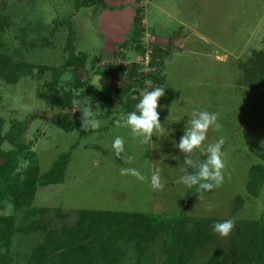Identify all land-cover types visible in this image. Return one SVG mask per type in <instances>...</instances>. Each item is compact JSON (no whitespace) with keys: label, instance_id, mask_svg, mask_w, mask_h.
Here are the masks:
<instances>
[{"label":"rangeland","instance_id":"374dc122","mask_svg":"<svg viewBox=\"0 0 264 264\" xmlns=\"http://www.w3.org/2000/svg\"><path fill=\"white\" fill-rule=\"evenodd\" d=\"M75 1L0 0V51L9 54L14 63L39 67L14 85L0 78L1 135L9 133L14 124L25 123L23 143L37 154L40 174L50 171L60 156L71 154L62 182L39 187L31 205L21 211L5 202L0 215L14 216L16 227L28 226L35 214L28 213L41 208L71 214L65 221L47 218L56 227L74 224L75 211L82 209L179 216L189 188L176 181L184 170L195 169L184 164L185 154L175 144L184 134L191 112L207 110L218 113L221 129H210L204 145L224 138V181L200 199L194 196L187 215L233 219L235 227L226 238L218 234L219 246L198 252L189 264H228L219 252L228 246L239 222L264 221V185L257 196L248 189L251 168L264 166V88L241 83L254 55L264 52V0H103V7L80 10ZM137 8L144 15L145 30L139 39L145 54L138 52L136 42L123 45L135 28ZM70 32L77 51L87 53L89 60L85 69L78 73L68 69L55 83L49 68H59L68 60ZM154 49L160 51L162 66L152 64ZM136 65L140 66L138 75H145L143 87L139 78L130 77ZM42 68H46L44 72ZM151 73H158L163 84L147 78ZM100 76L102 90L92 85ZM77 79L86 86L75 87ZM151 87H165L158 108L163 130L141 144L128 128L116 127L115 121L129 113V98L139 100L141 91ZM69 91L81 100L79 106L61 109L51 103L57 92L64 95ZM101 97L115 99L116 104L104 108ZM89 98L96 118L102 121L98 130L67 133L52 123L59 114L81 118L77 108L86 106ZM116 136L124 139L131 164L114 156ZM2 149L13 146L4 142ZM191 158L203 161L206 156L196 150ZM21 161L23 171L28 163ZM121 167L136 168L149 178L161 168L163 190H153L150 179L142 182L122 176ZM41 239V232L16 234L8 260L25 264L27 253ZM164 247L160 236L150 245L146 260H140L134 245H125L121 264H161L166 258Z\"/></svg>","mask_w":264,"mask_h":264},{"label":"trees","instance_id":"16d2710c","mask_svg":"<svg viewBox=\"0 0 264 264\" xmlns=\"http://www.w3.org/2000/svg\"><path fill=\"white\" fill-rule=\"evenodd\" d=\"M96 5L103 7L105 4L103 0L75 1L76 10ZM136 13L135 28L123 45L136 42L138 52L145 54L146 49L139 39L145 30L144 15L141 8H137ZM74 37L73 32H70L67 45L68 60L59 68H49L55 83L66 70L72 69L78 73V70L87 66L89 55L77 51ZM154 52L156 54H153L152 64L154 62V65L158 63L157 65L162 66L157 54L160 51L154 49ZM166 54L169 52L166 51ZM254 57L247 66L241 83L248 87L264 88V52L257 53ZM35 68L39 67L26 62L14 63L9 54L0 51V78L8 84L18 83L23 77L32 74ZM45 69L42 68V71ZM139 69L138 65L132 67L133 76L130 77L137 80L139 78V86L143 87L145 75H138ZM147 78L155 84H163L158 73L148 74ZM86 84L80 79L75 80V87L82 88ZM152 88L155 87L148 90ZM73 99L71 91L64 95L57 92L51 98V103L55 107L67 109L73 107ZM99 102L104 108L116 104L115 99L110 97H101ZM138 102L139 100L129 98L126 102L127 111L135 110ZM52 123L64 132L71 133L80 129L81 118L74 120L70 114H59L52 118ZM14 125L9 133L2 136L3 120L0 118V211L4 209L7 201L14 205L16 211H21L31 205L39 187L62 182L71 156L69 153L60 156L50 171L40 174L37 154L23 143L27 125L21 122ZM82 133L84 134L83 131ZM4 142L12 145L13 149H2ZM21 159L28 163L23 171H20ZM263 185L264 166L252 167L248 184L250 193L257 196ZM196 195H198L196 188H189L182 214L168 218L151 213L82 209L75 211L74 224L56 227L48 222L47 218L65 221L71 214L58 209L41 208L37 213L36 211L28 213V216L35 213L31 220L28 219V226L16 227L14 216L0 215V264H11L8 254L11 240L16 234L30 235L40 232L42 239L27 253L25 264H121L123 247L131 244L134 245L137 257L146 260L150 253V245L160 236L164 238L166 253V258L161 264H189L198 252L211 246H219L218 234L214 232L213 225L222 222L187 215L190 202ZM4 249L6 251H3ZM219 256L225 261L228 260V264H264V221L239 222L228 246L219 252Z\"/></svg>","mask_w":264,"mask_h":264},{"label":"clouds","instance_id":"9594fccd","mask_svg":"<svg viewBox=\"0 0 264 264\" xmlns=\"http://www.w3.org/2000/svg\"><path fill=\"white\" fill-rule=\"evenodd\" d=\"M100 80L101 76L97 78V83L92 84L98 90H102L103 87L100 84ZM164 96L165 87L142 90L140 93L141 98L136 104L135 110L129 112L122 120H116V127L128 128L133 138H140L139 142L141 144L149 143L156 133L163 130L158 108L160 107L159 100ZM72 103L74 106H79L81 100L74 98ZM77 110L82 113L80 123L81 131L89 132L98 130L102 126V121L96 118L90 98L86 106L83 108L78 107ZM210 129L216 132L220 131L221 124L218 122V113L207 110H194L190 114V119L187 122L184 134L180 137L179 143L175 144V147L181 153L185 154L184 164L195 169L191 173L184 170L185 174L179 177L176 182L188 188L195 187L199 199L204 192L213 191L215 188L220 187L224 181L226 164L222 148L225 140L223 137H220L214 143L205 146L204 142L207 139V134ZM124 144V139L121 136L115 137L112 143L114 156L122 159L123 164H131L133 158L127 155ZM196 150H200L206 156V159L203 161H194L191 157ZM161 171V168H156L149 178L136 168H120V174L122 176H132L142 182H147L150 179L153 190H163L164 188ZM234 227L235 221L233 219H226L222 222L215 223L213 230L221 237L226 238L231 234Z\"/></svg>","mask_w":264,"mask_h":264}]
</instances>
